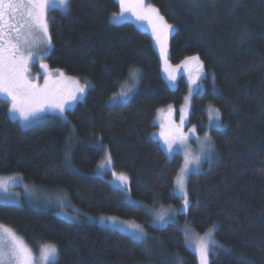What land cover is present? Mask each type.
<instances>
[{
    "label": "trees",
    "instance_id": "1",
    "mask_svg": "<svg viewBox=\"0 0 264 264\" xmlns=\"http://www.w3.org/2000/svg\"><path fill=\"white\" fill-rule=\"evenodd\" d=\"M147 2L174 26L169 61L198 56L213 80L193 94L189 123L205 131L209 103L223 123L210 131L217 158L187 179L189 207L178 221L198 233L216 226L221 247L210 264H264V0ZM118 10L117 0H71L67 11H49L48 67L89 86L66 119L49 115L29 126L12 118L10 103L0 98V175L60 189L90 214L134 219L147 238L28 203L0 202V222L34 251L55 244L56 264H197L178 223L154 227L149 213L181 203L174 184L183 158L167 155L151 132L159 110L183 103L188 83L183 76L175 85L165 80L150 34L132 21H111ZM130 71L138 73L136 89L126 101L111 102L132 88ZM98 143L129 178L137 202L95 174Z\"/></svg>",
    "mask_w": 264,
    "mask_h": 264
},
{
    "label": "snow or ice",
    "instance_id": "2",
    "mask_svg": "<svg viewBox=\"0 0 264 264\" xmlns=\"http://www.w3.org/2000/svg\"><path fill=\"white\" fill-rule=\"evenodd\" d=\"M71 0H0V96L4 97L5 103H10L9 111L18 116L19 120L25 125L32 123L37 118H42L50 112L59 113L61 116L79 100L86 89L88 83L81 84L77 79H67L63 73H59L61 79L52 81L50 74L44 72V83L40 85L35 82L31 76L30 63L38 55L41 45L51 47V37L49 36L47 13L49 10L57 8L67 11L70 9ZM120 11L114 14L117 21L126 20L129 16L134 17L141 26L146 22L151 29V34L159 45L161 57L165 61V72L168 73L170 80H175L173 72L167 64V39L169 34L174 31L173 25L167 23L159 10L151 4H146L145 0H119ZM41 60L43 56L39 57ZM197 64L202 68L198 56L188 57L183 61V65ZM42 69L47 70L46 64L40 65ZM179 67V66H178ZM138 73L130 71L129 76L133 80L132 87ZM202 76L198 75L196 80H191L195 84ZM71 85V87H69ZM132 88L122 90L119 94L127 98ZM171 111V109H169ZM210 115V124L214 119L219 122L221 117L219 109H212ZM66 119V118H65ZM183 109L181 110L180 125L169 126L166 132L160 135L164 140L169 152L174 151L173 145H186L188 136L182 131L184 124ZM219 126V124H217ZM195 132V128L189 130ZM213 151L207 135L202 142L201 153H207L209 156ZM201 155L190 156L185 153L184 166L181 168V174L176 179V189L183 199L182 208L179 211H187L189 199L186 190V180L190 172V165H199ZM107 162L111 164L110 155ZM101 168L104 165L100 166ZM115 176L116 174L113 173ZM118 180L123 186L127 187L128 177L120 174ZM0 190L7 192L8 188L4 182H0ZM167 211H161L157 214V219L161 224L166 222ZM176 212H172V217ZM103 219V218H102ZM113 225L116 224L114 218H109ZM134 233L143 236V230L139 226H132ZM216 226L206 231L203 236L197 235L194 231L185 227L184 237L186 246H193L198 257V264H210V256L215 255V248L221 247L215 240L214 233ZM0 264H56L57 246L55 244H46L41 248V254L38 258L33 256L31 249L25 242L18 238L10 229L0 226ZM8 238L10 244L5 246L4 236Z\"/></svg>",
    "mask_w": 264,
    "mask_h": 264
},
{
    "label": "rangeland",
    "instance_id": "3",
    "mask_svg": "<svg viewBox=\"0 0 264 264\" xmlns=\"http://www.w3.org/2000/svg\"><path fill=\"white\" fill-rule=\"evenodd\" d=\"M117 1L119 3V0H117ZM145 3L149 4L147 2V0H145ZM57 9H59V8H57ZM49 11L47 13L48 28H49ZM119 11H120V8L116 13H113L111 15V21H113L115 23H119V22H123V21H132L139 28L147 31L150 34V36L152 37L155 48L157 49V52L159 54V58H160V62H161V70H162V74H163V77L165 78V80L170 85H175L176 82L178 81V79L180 78V76H183L184 79L188 83V91H187V94L185 95L183 103L178 108L166 107V108L159 110L157 113L156 119H155L156 127L151 132V136L160 142V145L162 146L164 151L167 153V155L172 156V155L178 153L182 156L183 163H182L181 168L184 166L185 153H188L190 156L201 155V161H200V164L198 166L195 165L194 163L189 166L190 172L188 173V176H187V179H188L190 174L200 172L205 166L209 165L211 162H213L217 158L215 143H214V140H213L211 133H210L211 129L221 128L223 126L221 119L219 122H216L213 119L211 124H210V115H211L210 110L217 109V107L213 104H210V103L206 105L207 121H206L205 131L201 132L197 129L196 125L189 123V113H190V107H191V103H192L193 94L196 92H202L206 86L205 82L207 80L210 82L211 81L213 82V80L211 79L210 74L204 68V66L200 60L199 61L202 64V68H198L197 64H195V63L184 66L183 61H185L188 57L185 58L184 60H182L181 62L177 63V64H172L169 61V40H170V36L173 33V31L169 34L168 39H167V45H166L167 57H168L167 64H168V66H170L171 69H176V71L173 72V75L176 77L175 80L174 81L170 80L168 78V73L165 72V70H164L165 69V61L161 57L159 45L156 43L155 39L153 38V36L151 34V29L148 27L146 22L141 26L140 24H138V22L135 20V18L131 17V16H129L126 20L117 21L116 19H114V14H118ZM173 28H174V26H173ZM51 47H48L46 45H41L40 50H38L37 57H35L33 62H31L29 65L31 76L34 77L35 82L40 84V85H43V83H44V79H45L44 72L45 71H47L50 74L49 78L52 81H56V80L61 79L59 73H62V72H59L57 70H53L49 67H47V70H45V69H42L40 66L41 64H46L48 66L46 59H47V57L51 51ZM40 56H43L42 60L39 58ZM190 57H192V56H190ZM201 73H202L201 78L199 80H197L195 84L191 83V80H196V77L198 75H201ZM64 77L67 79H73L74 78V79L78 80L77 77L70 76L67 74H64ZM80 83L84 84L81 81H80ZM136 86H137V81L135 82V87H132V91L127 98L121 97L119 95L120 94V92H119L118 94H114L110 98V101L111 102L126 101L130 97V95L134 92V90L136 89ZM69 87H71V85H69ZM0 98H4V97L0 96ZM77 102H78V100L76 102H74L68 110H71ZM169 109H171V111H169ZM182 109H183V115H184V120H185V122L182 126V131L188 136V139H187L185 146L181 147L178 144L173 145L174 151L169 152L167 150V146L164 144V140L161 137L160 133L162 131L166 132L168 130L169 126L180 125V117H181V110ZM67 111L63 114V116H61L59 113L50 112L46 116H43L42 118L35 119L32 123H30L28 125H25L22 121H20L18 116L12 114L10 111H9V113H10V116L12 118L18 120L22 125L29 126V125H33V124H36V123L44 120L49 115H55V116H59L61 118H66ZM217 124H219V126H217ZM192 128H195V132L189 131ZM206 135L209 138L211 144L213 145V151H212L210 156L206 152L203 154L201 153L202 142L205 141ZM96 145L102 149V156H101V159L99 160V162L96 166L95 174L100 176V177L105 178L112 185L119 187L124 192V196L127 200H129L131 202H137V200L134 199L130 193L129 178L127 180V187L125 188L123 186V184L121 183V181L118 180V176L120 174H123V175H126V174H124L123 172H120V171H116L112 166V160H111V164H109L107 162V157L110 155L108 148L106 146L100 144V143H98ZM101 165H104V167L101 168L100 167ZM181 168H180L177 176L181 174ZM113 173H115L116 175L114 176ZM176 179H177V177H176ZM176 179H175V184H174V192L180 197V202H181L180 205L175 206V205L169 204V205H158V206L153 207V208L150 207L149 208V213L151 216L150 217V224L154 227H162V226H165L169 222H177L178 225L180 226V228L183 229V231H184L185 227H188L189 229L194 231L187 222L178 221V218H177L178 214L184 213L186 211H179L182 208L183 199H182L181 194L178 191H175V189L177 187ZM0 182H4L8 188L7 192L0 190V202L12 203V204L28 203L35 208L51 209L55 212V214H57L58 216L66 219L68 221H72V222H82V221L96 222L102 226H105V227H108L111 229L120 230V231L125 232L128 235L134 237V238H139V239H145L148 236V232L146 231L144 226L140 222H138L134 219H125V218H121V217L109 215V214H90V213H87V212L83 211L82 209H80L79 207H77L76 205L72 204L69 201V199H68V197L64 191H62L60 189L45 188L43 186H38V185H35L32 183H29L20 174L15 173V174H9V175H0ZM186 183H187V180H186ZM161 211H167V213H168V215L166 216V222L163 224H161L159 222V220L157 219V214ZM174 211L176 212V215L174 217H172V212H174ZM109 218H114L116 221V224L113 225ZM133 225L139 226V228L143 230L144 235L139 236L138 232L134 233L132 230ZM0 226H2L3 228H6V229H10L13 233H15L14 230H12L8 225H6L2 222H0ZM211 228H209V229H211ZM209 229H207V230H209ZM206 231L203 233H198L196 231H194V232L197 235L203 236L206 233ZM0 235H4V234L0 233ZM15 235L18 238L22 239L16 233H15ZM4 242H5V246H8L10 244V241L8 240L6 235L4 236ZM44 245H46V244L41 245L37 251H34L28 245L27 246L31 249L33 256L38 258L41 254L40 250ZM188 247L191 248L192 251L195 253L193 246H188ZM195 255H196V253H195ZM196 260H197V264H198L197 255H196Z\"/></svg>",
    "mask_w": 264,
    "mask_h": 264
},
{
    "label": "bare ground",
    "instance_id": "4",
    "mask_svg": "<svg viewBox=\"0 0 264 264\" xmlns=\"http://www.w3.org/2000/svg\"><path fill=\"white\" fill-rule=\"evenodd\" d=\"M123 83V82H122Z\"/></svg>",
    "mask_w": 264,
    "mask_h": 264
}]
</instances>
